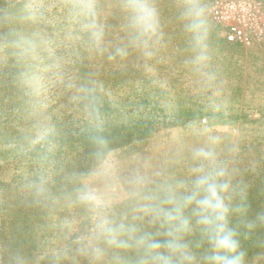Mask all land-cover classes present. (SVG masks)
Segmentation results:
<instances>
[{"label": "rangeland", "instance_id": "rangeland-1", "mask_svg": "<svg viewBox=\"0 0 264 264\" xmlns=\"http://www.w3.org/2000/svg\"><path fill=\"white\" fill-rule=\"evenodd\" d=\"M213 1L14 0L0 9V264H40L43 256L54 255L55 235L46 230L44 239L39 222L57 221L62 214L66 223L73 206L82 218L86 204L78 200V190L88 189L97 206L121 204L129 200L134 171L153 184L173 166L192 162L193 146L214 143L223 160L263 138L264 40L251 47L227 43L210 16ZM252 1L264 13V0ZM133 2L155 8L157 32L146 48L143 42L129 43L125 57L110 60L122 46L119 37L124 24L130 25L122 16ZM192 7L202 21L199 42L186 28L184 13ZM142 88L153 95L164 90L158 102L170 112L205 113L112 152L88 175L74 161H42L70 133L63 115L80 119L70 126L78 132L93 122L83 109L86 100H118ZM62 125L64 130H57ZM74 168L78 181L72 184ZM41 238L44 247L37 249ZM253 261L260 263L258 257Z\"/></svg>", "mask_w": 264, "mask_h": 264}, {"label": "clouds", "instance_id": "clouds-1", "mask_svg": "<svg viewBox=\"0 0 264 264\" xmlns=\"http://www.w3.org/2000/svg\"><path fill=\"white\" fill-rule=\"evenodd\" d=\"M128 8L135 42L146 48L158 29L156 10L141 2ZM199 16L194 7L184 13L186 28L197 42L202 28ZM96 36L99 39L102 32ZM127 54V47L117 46L109 59ZM190 158L193 167L187 179L155 189L149 187L152 181L146 175L134 171L128 194L133 202L131 218L105 213L94 225V241H78L80 251L103 255L112 249V264H244L241 227L252 230L264 223V212L249 220L246 186L235 182L214 143L193 146ZM77 198L86 205L94 199L88 189L78 190Z\"/></svg>", "mask_w": 264, "mask_h": 264}, {"label": "trees", "instance_id": "trees-1", "mask_svg": "<svg viewBox=\"0 0 264 264\" xmlns=\"http://www.w3.org/2000/svg\"><path fill=\"white\" fill-rule=\"evenodd\" d=\"M13 2L14 0H0V9L7 8ZM127 4L128 2L124 3L122 7L127 6ZM122 19H129V15L122 16ZM124 27L126 28L124 29L125 32L122 31L119 37L122 46H127L129 43L138 46L142 43L135 42V35H132L130 25L124 24ZM81 72H86L83 70V66ZM61 91L67 90L64 88ZM59 95L61 94L59 93L55 96V101H60L61 97ZM156 96L161 99H154L153 97ZM162 97H164V90L153 95L142 88L138 91L134 90L118 100L98 99L96 103L86 100L85 104L87 106H84L83 109L89 112L86 114V118L90 120L93 118V122L89 123L85 128L83 126L84 130H82L83 128L80 130L76 128L75 130H78L76 132L70 126L81 123L80 119L73 120V118L63 115L69 125L70 133L63 136L64 140L58 141L59 145L57 148L56 146L52 148L53 152L49 150L48 156H42V161H47V165H49V160L51 161L52 158H58L60 163L74 161V165L76 164L78 168L80 165L83 172L85 171L84 175H88L92 169L104 160L110 159L112 152L150 138L159 132L161 127L184 125L193 119L202 118L205 113L196 109L170 112L164 108V102L159 103ZM83 102L84 99H82L80 104ZM55 110L59 111L58 109ZM56 119L57 124L61 123L59 117ZM259 121H252V124L259 123ZM64 128L65 126L63 125L58 126L57 130H64ZM262 130L264 131V127H262ZM50 141L52 143V140ZM255 141H250L244 147H241L240 150L238 149L234 157L222 160L227 165L229 172L234 176L235 182H240L246 186L249 220L254 219L258 212H264V136L263 138H257ZM62 148H65L63 156H61ZM57 150L58 154H54ZM192 167L193 162L175 165L164 174L163 178H158L150 188L155 189L157 185L173 180L187 179ZM75 168L71 175L72 184L78 181L75 175L79 171L75 170ZM63 169L67 170V167L64 166ZM132 207L133 202L130 199H127L124 203L107 207L97 206L96 202L91 201L86 205V210L82 211V218L77 206H73L69 210L72 215L66 223H64V220L62 221V214L56 216L58 217L56 218L57 221L43 222L44 220H41L39 222L40 229L44 230H41V233H43L42 237L44 236L45 239L46 230L52 236L55 235L52 241L55 243L57 251L54 255L45 259L43 256L40 264H112V249H106L103 255H95L91 251L82 252L80 251L81 243H78V241H82L85 244L90 240L94 241L96 235L93 232L94 225L98 218L105 213L116 219H120L125 215L130 219ZM63 211H66V209ZM66 212L68 213V211ZM53 213H56L55 210H53ZM25 223L28 224V221ZM240 231L241 249L245 253L244 264H254L253 259L257 257L260 259L259 264H264V223H257L252 230L241 227ZM44 239H39L36 245L37 249L42 244V247H44ZM100 247L105 246L101 244Z\"/></svg>", "mask_w": 264, "mask_h": 264}, {"label": "built area", "instance_id": "built-area-1", "mask_svg": "<svg viewBox=\"0 0 264 264\" xmlns=\"http://www.w3.org/2000/svg\"><path fill=\"white\" fill-rule=\"evenodd\" d=\"M209 12L228 43L251 47L264 40V13L255 1L214 0Z\"/></svg>", "mask_w": 264, "mask_h": 264}, {"label": "crops", "instance_id": "crops-1", "mask_svg": "<svg viewBox=\"0 0 264 264\" xmlns=\"http://www.w3.org/2000/svg\"><path fill=\"white\" fill-rule=\"evenodd\" d=\"M228 43V42H227ZM238 46H240V45H238Z\"/></svg>", "mask_w": 264, "mask_h": 264}]
</instances>
